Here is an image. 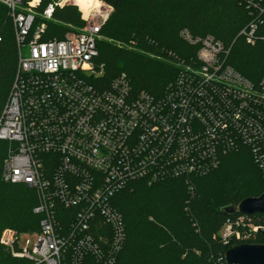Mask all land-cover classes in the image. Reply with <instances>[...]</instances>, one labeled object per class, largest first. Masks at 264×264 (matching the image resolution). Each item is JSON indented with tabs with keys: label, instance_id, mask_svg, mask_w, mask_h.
<instances>
[{
	"label": "built area",
	"instance_id": "1",
	"mask_svg": "<svg viewBox=\"0 0 264 264\" xmlns=\"http://www.w3.org/2000/svg\"><path fill=\"white\" fill-rule=\"evenodd\" d=\"M15 29L18 68L0 114L6 145L1 178L37 194V242L7 229L1 246L30 264H116L126 225L114 200L133 184H189L218 169L225 152L244 145L264 172V79L252 82L229 64L230 48L213 36L181 38L196 47L160 94L135 93L125 75L108 79L99 64L102 29L112 7L100 1L87 16L75 0H0ZM258 19L240 36L254 44L264 0H248ZM79 7L83 28L45 41L57 8ZM37 17L44 22L35 26ZM28 48L25 57L23 48ZM228 220L222 240L244 239L246 219ZM254 228L250 234L258 233ZM34 234V233H32Z\"/></svg>",
	"mask_w": 264,
	"mask_h": 264
},
{
	"label": "trees",
	"instance_id": "2",
	"mask_svg": "<svg viewBox=\"0 0 264 264\" xmlns=\"http://www.w3.org/2000/svg\"><path fill=\"white\" fill-rule=\"evenodd\" d=\"M50 1L42 0L40 13ZM100 1L113 10L101 32L98 62L104 65L108 79L125 75L135 93L160 95L177 75L176 66L170 62H189L195 57L197 48L181 38L184 30L195 38L215 37L230 48L228 64L235 71L255 83L264 79V22L257 24L254 44H247L240 36L259 20L248 0ZM87 7L99 8L100 2L90 0ZM42 22L37 17L35 26ZM47 25L45 41L65 39L85 22L76 7L67 6L57 8ZM17 68L13 20L0 1V114ZM5 157L6 145L0 142V237L5 229L36 233L42 220L33 212L37 194L28 186L3 182ZM262 194L264 172L244 145L225 152L218 169L192 177L189 184L183 180L135 183L114 200L126 225V242L116 264H227L229 250L245 244L264 245L260 232L239 244L234 238L226 243L221 236L228 220L242 216L236 211L239 205ZM245 219L246 227L239 229L242 237L254 228H264V215ZM86 261L96 264L91 257ZM0 264L30 263L13 258L0 244Z\"/></svg>",
	"mask_w": 264,
	"mask_h": 264
},
{
	"label": "water",
	"instance_id": "3",
	"mask_svg": "<svg viewBox=\"0 0 264 264\" xmlns=\"http://www.w3.org/2000/svg\"><path fill=\"white\" fill-rule=\"evenodd\" d=\"M245 216L264 215V194L244 200L236 210ZM264 237V228L258 230ZM227 264H264V245H240L226 253Z\"/></svg>",
	"mask_w": 264,
	"mask_h": 264
},
{
	"label": "rangeland",
	"instance_id": "4",
	"mask_svg": "<svg viewBox=\"0 0 264 264\" xmlns=\"http://www.w3.org/2000/svg\"><path fill=\"white\" fill-rule=\"evenodd\" d=\"M89 5V4H88ZM87 5V6H88ZM70 6V5H69ZM72 6V5H71ZM87 6H85V7H80V8H82V9H86V10H88L89 12H90V10H91V8H89V7H87ZM67 7V6H66ZM75 7V6H74ZM79 7H76L78 10H79V12H80V9H79ZM81 13V12H80ZM84 13V12H83ZM86 16H87V14L86 13H84ZM81 18H82V13H81ZM73 32H75V31H73ZM103 40V37H102V39H101V41ZM23 53H24V56L26 57L27 55H28V48L27 47H24L23 48ZM169 61V60H168ZM171 64H173V62H170ZM5 230H7V229H5ZM4 230V231H5ZM13 230V229H12ZM3 231V232H4ZM2 232V233H3ZM2 235V234H1ZM245 238L244 239H242L241 238V240H238V239H236V238H234V239H236V241H238V242H236L237 244H239V243H241V242H243V240H247L248 238H250L251 237V235L250 234H247L246 236H244ZM27 240H29L30 241V248H34V246H35V244H36V242H37V235L34 233V234H30V235H27V236H25L24 238H23V240H22V243H23V245L25 246V244H26V241Z\"/></svg>",
	"mask_w": 264,
	"mask_h": 264
},
{
	"label": "bare ground",
	"instance_id": "5",
	"mask_svg": "<svg viewBox=\"0 0 264 264\" xmlns=\"http://www.w3.org/2000/svg\"><path fill=\"white\" fill-rule=\"evenodd\" d=\"M90 0H75V3L78 4L80 7H85L89 4ZM85 13V12H84ZM87 15L89 13H86Z\"/></svg>",
	"mask_w": 264,
	"mask_h": 264
}]
</instances>
